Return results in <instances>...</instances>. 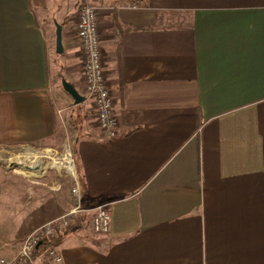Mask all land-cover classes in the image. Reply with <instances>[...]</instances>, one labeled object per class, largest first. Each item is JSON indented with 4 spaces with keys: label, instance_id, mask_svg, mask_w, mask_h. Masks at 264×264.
Here are the masks:
<instances>
[{
    "label": "crops",
    "instance_id": "0c3cea01",
    "mask_svg": "<svg viewBox=\"0 0 264 264\" xmlns=\"http://www.w3.org/2000/svg\"><path fill=\"white\" fill-rule=\"evenodd\" d=\"M95 2L115 137L86 97L79 0H0V147L54 148L64 115L75 124L85 211L55 244L61 264H264V0ZM19 161L32 172L0 165L6 258L62 215L23 174L43 163ZM102 203L106 234L90 225Z\"/></svg>",
    "mask_w": 264,
    "mask_h": 264
},
{
    "label": "built area",
    "instance_id": "2783aa9c",
    "mask_svg": "<svg viewBox=\"0 0 264 264\" xmlns=\"http://www.w3.org/2000/svg\"><path fill=\"white\" fill-rule=\"evenodd\" d=\"M98 18L99 7L95 0H79L76 34L81 40L86 97L93 100L97 122L104 134L115 137L118 133L119 120L114 113V98L106 78V57L102 49ZM66 154L67 152L64 155ZM69 157L73 162L71 170L65 164H61L75 179V185L72 188L76 202L75 207L66 214L35 228L23 241L18 255L14 258L0 256V264H37L34 254L43 243L47 244V249L41 264H61L63 262L64 258L62 254L58 253L55 244L60 233L71 227L73 217L77 213L85 211L82 204V184L76 175V163L70 153ZM53 159L55 160L54 157ZM56 160L60 161L61 158ZM94 210L95 213L90 220L92 230L98 234L110 232L112 215L108 204H99Z\"/></svg>",
    "mask_w": 264,
    "mask_h": 264
},
{
    "label": "rangeland",
    "instance_id": "374dc122",
    "mask_svg": "<svg viewBox=\"0 0 264 264\" xmlns=\"http://www.w3.org/2000/svg\"><path fill=\"white\" fill-rule=\"evenodd\" d=\"M74 125L75 124L69 123L64 115V118L62 120L61 136H59V142L57 143L58 145L54 148L28 146L22 151L18 148L7 149L0 147V165L4 166L6 169L8 168L9 170H11V172L22 173L23 170L20 166H11L10 162L13 160H20L30 157L32 159H39L43 163L44 167L40 171H36L35 173H30L29 175H27L25 174L27 173V171L24 170L23 174L28 180L30 191L44 188L49 192L46 194L45 202H49V200L55 202L60 201L62 215L66 214L76 205L75 197L72 193V188L75 185V179L72 174L68 173L67 170L64 169V166L62 164L56 163L58 161L56 159H58L59 157L62 158L66 152L70 153L76 163V175L78 176V179L82 184L80 174L78 173L77 162L73 153L76 137ZM53 157L56 161L53 159ZM79 214L80 213H77L76 215Z\"/></svg>",
    "mask_w": 264,
    "mask_h": 264
},
{
    "label": "water",
    "instance_id": "95a60500",
    "mask_svg": "<svg viewBox=\"0 0 264 264\" xmlns=\"http://www.w3.org/2000/svg\"><path fill=\"white\" fill-rule=\"evenodd\" d=\"M56 50L58 53H62L64 51V45H63V38H62V26L56 22ZM62 85L63 88L72 96L76 104H79L83 102L86 97L75 88L73 84L68 82L66 79H62ZM11 166H20L24 167L25 169L31 170L32 167L25 165L22 161L19 160H13L10 162ZM38 167H35L34 169H37Z\"/></svg>",
    "mask_w": 264,
    "mask_h": 264
},
{
    "label": "bare ground",
    "instance_id": "6f19581e",
    "mask_svg": "<svg viewBox=\"0 0 264 264\" xmlns=\"http://www.w3.org/2000/svg\"><path fill=\"white\" fill-rule=\"evenodd\" d=\"M56 163L65 164L70 170L73 168V162H72L71 158L69 157V153H67L66 155H64L61 158V160L58 161V162H56ZM26 171H28V170H26ZM29 171L32 172L31 170H29Z\"/></svg>",
    "mask_w": 264,
    "mask_h": 264
},
{
    "label": "trees",
    "instance_id": "16d2710c",
    "mask_svg": "<svg viewBox=\"0 0 264 264\" xmlns=\"http://www.w3.org/2000/svg\"><path fill=\"white\" fill-rule=\"evenodd\" d=\"M73 153H74V156H75V159H76V162H77V168H78V173L80 174V178H81V180H82V191H83V176H82V174H81V171H80V166H79V155H78V152H77V149L76 148H74L73 149ZM59 240V239H58ZM44 247V246H46V249H47V244L46 243H43L42 245H40L39 247ZM46 249H45V251H46Z\"/></svg>",
    "mask_w": 264,
    "mask_h": 264
}]
</instances>
